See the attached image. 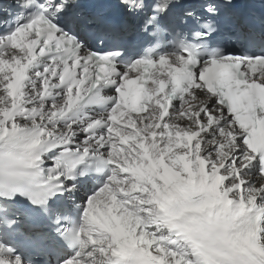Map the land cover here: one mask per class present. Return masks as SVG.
I'll list each match as a JSON object with an SVG mask.
<instances>
[{
  "label": "snow or ice",
  "instance_id": "1",
  "mask_svg": "<svg viewBox=\"0 0 264 264\" xmlns=\"http://www.w3.org/2000/svg\"><path fill=\"white\" fill-rule=\"evenodd\" d=\"M0 264H264V0H0Z\"/></svg>",
  "mask_w": 264,
  "mask_h": 264
}]
</instances>
